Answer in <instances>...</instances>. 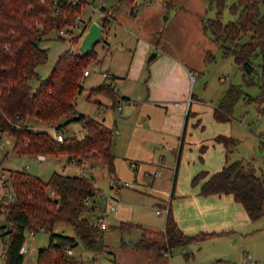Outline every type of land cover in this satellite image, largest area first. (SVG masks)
Returning <instances> with one entry per match:
<instances>
[{
    "label": "trees",
    "instance_id": "16d2710c",
    "mask_svg": "<svg viewBox=\"0 0 264 264\" xmlns=\"http://www.w3.org/2000/svg\"><path fill=\"white\" fill-rule=\"evenodd\" d=\"M0 0V131L8 132L13 138L12 152L19 156L67 155L85 158L106 167L111 178L116 179L115 155L113 154L114 128L104 121L75 109L77 96L83 88L84 71L91 61H97V52L92 49L87 55L75 50L60 55L50 74L40 79L37 68L48 59V49L41 43L50 38L63 39V29H69L76 22L85 4L90 0ZM134 3L135 0H119ZM217 10L214 18L204 20V27L220 45L225 56H233L244 76L256 73L252 59L259 54L260 95L264 102V0H206ZM230 5L236 18L224 24L222 10ZM111 8V7H109ZM102 26L106 27L112 17L107 7L100 9ZM243 36L248 42L240 44ZM77 45L79 37L71 38ZM34 80L38 85L33 87ZM112 79L89 89V96H105L118 107L124 97H118ZM242 94L237 85H230L215 109L217 121L232 118L234 106ZM50 123L65 133L63 141L44 130L35 129L28 119ZM65 120L64 122H62ZM70 122L82 124L85 134L67 136L66 126ZM217 141L227 147V156L236 146L232 138L219 136ZM264 149V138L260 141ZM252 162L235 160L211 175L207 171L197 174L193 183L207 176L201 186L203 195L231 194L241 203L252 222L264 216V176L256 174ZM9 178L15 190V197L8 204L6 228L8 248L5 264H24L19 251L28 231H46L50 234L47 248L38 253L35 264H78L67 248L82 244L97 254L105 250L104 230L93 224L86 214L94 209L90 198L98 192L94 180L84 174L65 175L53 172L48 180L33 176L27 170H10ZM53 192V193H52ZM72 227L75 235L64 231L55 233L56 225ZM218 233L201 232L187 235L178 226L169 207L166 213L163 237L150 240L143 237L137 246L154 250L162 255L171 247L200 243L214 238Z\"/></svg>",
    "mask_w": 264,
    "mask_h": 264
},
{
    "label": "rangeland",
    "instance_id": "374dc122",
    "mask_svg": "<svg viewBox=\"0 0 264 264\" xmlns=\"http://www.w3.org/2000/svg\"><path fill=\"white\" fill-rule=\"evenodd\" d=\"M117 1L119 0H90L89 4L83 6L81 17L84 20H90L91 23L99 22L102 14L93 12V7L101 9L106 6L109 9V4L112 2L117 4ZM262 9L264 10V6ZM216 13L217 10L208 4L205 19L214 18ZM235 18L236 15L230 10V5L222 10L221 20L224 24ZM74 33L77 32L74 31ZM109 35V37L104 35L103 39L97 42L93 48L97 52L98 59L91 61L88 65L91 74L84 78V90L77 96L75 109L78 114H84L98 120L105 119L106 123L114 128L112 151L115 155V174L122 185L119 192L116 193L110 186L111 175L108 169L100 163L88 160L87 168L94 167L92 175L98 192L89 200L90 204L95 206L94 211H90L86 215L91 219L103 217L102 220L107 225V229L104 230V242L109 244L118 242L121 238L129 242L131 238H136L144 232L151 236L148 231L150 229L156 231V238H162L163 232L161 230L165 216L163 206L169 202L171 197L172 184L177 169V153L180 151V139L164 135L159 130L149 131L150 122L145 110L148 106H145L140 116L131 118L132 123L124 125L122 120L125 114L123 113V116L119 117L117 109L112 106L111 99L101 95L89 96L90 88L98 86L106 80L102 72H106L110 67L119 66V63L123 65L127 62V52L121 49L123 46L121 44L122 38H114L113 27ZM107 38L111 39L109 51L104 44ZM81 39L82 37H79L78 44ZM70 40L71 37L65 36L63 39L50 38L41 43L42 48L48 49L49 55L47 61L37 68L40 79L46 78L50 74L61 54L76 49L78 44L73 45ZM248 40L247 36H243L239 42L242 44ZM114 52L116 53L113 57ZM261 62L260 54L252 59L256 73L251 76L253 78L251 81L249 76H244L233 56H225L219 49L216 57L209 62V69L205 74H195L196 78L192 81L190 93L191 95L194 94V97L200 96L205 105L212 104L215 97L219 96L218 94L230 84L240 85L238 87L241 88L242 94L234 106L230 121L214 124L218 126L214 127L205 117L202 122L203 131L202 127L195 126L196 120L190 121L185 133L186 146L189 147L186 148L187 160L190 161L191 153L196 150L194 147L196 136H200V134L209 136L213 129H219L239 141L232 153L230 152V159L232 160L230 162L235 161L234 158L242 159L251 153L253 154L252 169L256 174L264 176V150L260 148L258 142L253 147L251 145L252 138L248 134L249 129L258 135L264 132V102L261 103L257 100L260 95L258 74ZM221 77L226 78V80L221 81ZM38 82V80H34L33 87H36ZM141 89L143 90V87ZM134 100L138 99L135 98ZM123 105L126 106L127 104L123 102ZM100 107L101 109H99ZM163 113L164 111L160 110L154 116L161 118L158 121V127H161ZM154 117L152 118L153 121ZM28 124L35 129L47 131L53 136H56L58 132L54 125L37 119L29 118ZM132 125L138 131L127 137V129H130L129 126ZM66 131L67 136L79 138L85 134L83 126L79 122H70L66 126ZM12 140L11 137L10 144L0 148V165L6 177L9 176L10 170H21L25 166L29 167L27 169L29 174L42 180H48L53 172L66 175L83 173L80 172L78 165L68 161L67 155L47 156L46 161L41 164L35 162L31 156L16 155L10 152ZM165 143H168L166 148H171V151L163 152L160 150ZM86 174H88V169L84 172V175ZM136 175H138V180H136ZM113 206H117V209H112ZM157 210H163V213L158 215ZM121 220H124L122 229L125 230L119 229ZM62 231L66 235H75L70 226L62 224L55 226V233ZM26 236L30 252L26 255L24 263L35 264L39 251L48 247L50 234L40 230L34 235L28 232ZM149 239L153 240L152 238ZM169 252L176 255V264L181 262L183 264H241L245 253L250 254L255 264H264V216L258 221L250 223L234 236L225 235L221 238H208L200 243L175 246L171 247ZM73 256L78 264H93V258H97L99 264H110L105 256L96 255L82 244L73 248Z\"/></svg>",
    "mask_w": 264,
    "mask_h": 264
},
{
    "label": "crops",
    "instance_id": "0c3cea01",
    "mask_svg": "<svg viewBox=\"0 0 264 264\" xmlns=\"http://www.w3.org/2000/svg\"><path fill=\"white\" fill-rule=\"evenodd\" d=\"M134 2L140 7L137 14L132 13L133 3L128 1L109 4L111 7L109 13H112V17L108 25L103 28V36L109 37L113 27L114 38H122L124 41L121 40L123 45L121 49L127 52V62L123 65L119 63V66L114 68L110 67L106 72L112 75L116 95L126 99L118 103L127 104L123 105L118 113L119 117L125 114L122 120L124 125L132 123L131 118L140 116L145 106H148L145 110L150 122L149 131L159 130L164 135L180 139L177 169L170 200L163 206L165 216L161 231H164L166 210L170 207L178 226L187 235L205 232L218 233L216 238L225 235L234 236L250 223H254L250 220L244 206L231 194L203 195L201 186L209 176L201 179L199 183H193V180L202 171H207L211 175L220 171L227 160L232 161L230 152L232 153L239 141L224 131L213 129L209 136L200 134L195 137L196 150L191 153L190 161L186 157V148L189 147L186 146L185 133L190 121L196 120L195 126L202 127V131L204 130L202 122L205 117L214 127L217 126L214 124L230 121H217L215 109L227 88L235 84H230L218 94L219 96L215 97L212 104L205 105L200 96L194 97V94L190 93L192 85L190 75L205 74L209 69V62L216 57L219 49L222 50L204 27L208 3L206 0H135ZM94 8L100 12L99 8ZM82 20L91 24L90 20L83 18ZM97 23L102 25V17ZM110 40L107 38L106 42L104 41L108 51L111 46ZM115 53L112 54L113 57ZM152 53H157V56L149 59ZM220 80L225 81L226 78L221 77ZM135 98L138 100H134ZM111 102L113 106L112 99ZM160 110L164 113L161 127H158V121L161 118L154 116ZM102 121L109 126L105 119ZM129 128L127 137L138 131L134 125ZM248 134L252 138L251 145L254 147L258 142L260 146L264 132L258 135L249 129ZM219 136L236 141L235 148L228 152V156L226 145L217 141ZM167 145L168 143L163 144L160 150L171 151V148H166ZM165 158H167L166 155ZM234 159L253 162V154H247L242 159L238 157ZM116 180L120 181L117 177ZM93 207L95 209V206ZM121 222L120 230L124 220ZM148 231L151 236L144 232L136 238H131L129 242L123 238L111 244L104 242L105 250L102 257L105 256L110 264H176V255L170 252L159 255L154 250H145L137 246L143 237L159 239L156 238L154 229Z\"/></svg>",
    "mask_w": 264,
    "mask_h": 264
},
{
    "label": "built area",
    "instance_id": "2783aa9c",
    "mask_svg": "<svg viewBox=\"0 0 264 264\" xmlns=\"http://www.w3.org/2000/svg\"><path fill=\"white\" fill-rule=\"evenodd\" d=\"M76 2H77V0L73 1L74 4ZM139 8H140L139 5L134 2L133 7H132V13L137 14L139 12ZM97 11H98V9L93 7V12H97ZM89 26H90V23L84 22L82 20L81 14H80V15H77L75 24H73L69 29L61 30L60 35L69 36L71 38L76 37V36L82 37L86 33ZM74 31H76L77 33H74ZM89 74H90V70H85L83 78H85ZM102 74L106 79H112V75L110 73L102 72ZM190 78L192 81L195 79L194 73H192L190 75ZM121 109H122V105L119 104L117 107L118 113H120ZM55 137L57 138V140L63 141L65 138V133L63 131H59V132H57V135ZM10 142H11V136L8 134V132L0 131V148L5 147V145L10 144ZM13 144H14V140H12L11 151L9 150L10 152H12ZM31 157L34 159L35 162L40 163V164L42 162L46 161V159H47V156L44 154H37V155H33ZM71 163L79 166L80 172H83L81 174H84V172L88 169V174H86V175L90 176L93 180H95L94 176L92 175L94 167L92 166L91 168H87V163H88L87 159H85V158H73ZM28 168H29L28 166H25L24 169H21V170H27ZM157 173H159V171H157ZM121 185L122 184L119 181H117L115 178H111L110 186H111V188L114 189V191L116 193L118 192V188ZM14 197H15V190H14V187L11 183V180H10L9 176L6 177L4 175V173L2 172L1 165H0V264H5V262H6V253H7V248H8V244H9L8 243V235L6 234V232H7L6 216L8 213V204L13 201ZM116 208H117V206L112 207V209H116ZM162 211L163 210H157V214H161ZM93 224L100 227L103 230L107 229V225L104 223V221L100 217L93 219ZM28 232L31 235H34L36 233L35 231H28ZM29 252H30V246L28 244V240H27V236H26L25 241L22 244L20 251H19L20 255L23 257V262L25 260L26 255H28ZM67 253L69 255H73V249L67 248ZM96 255L103 256L104 251L97 253ZM93 260H94L93 264L99 263V260L97 258H93ZM241 264H255V261L251 258L249 253H245L244 259H243Z\"/></svg>",
    "mask_w": 264,
    "mask_h": 264
},
{
    "label": "water",
    "instance_id": "95a60500",
    "mask_svg": "<svg viewBox=\"0 0 264 264\" xmlns=\"http://www.w3.org/2000/svg\"><path fill=\"white\" fill-rule=\"evenodd\" d=\"M104 27L97 22H93L88 27L86 33L82 36L81 41L76 46L75 51L80 55H87L97 42L103 39ZM157 53H152L149 59H153Z\"/></svg>",
    "mask_w": 264,
    "mask_h": 264
}]
</instances>
